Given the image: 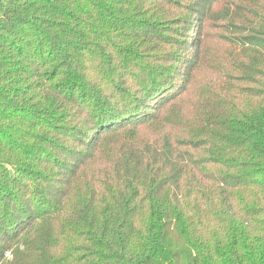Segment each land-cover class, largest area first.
I'll return each mask as SVG.
<instances>
[{
    "label": "trees",
    "instance_id": "16d2710c",
    "mask_svg": "<svg viewBox=\"0 0 264 264\" xmlns=\"http://www.w3.org/2000/svg\"><path fill=\"white\" fill-rule=\"evenodd\" d=\"M0 264H264V0H0Z\"/></svg>",
    "mask_w": 264,
    "mask_h": 264
}]
</instances>
